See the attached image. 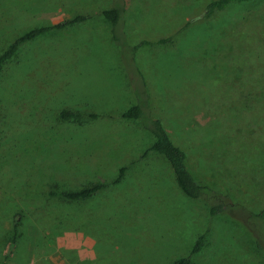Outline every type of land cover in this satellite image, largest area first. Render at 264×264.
<instances>
[{"label": "rangeland", "instance_id": "374dc122", "mask_svg": "<svg viewBox=\"0 0 264 264\" xmlns=\"http://www.w3.org/2000/svg\"><path fill=\"white\" fill-rule=\"evenodd\" d=\"M113 1L0 0V51L30 27L88 15L27 42L0 74V264H170L188 255L194 264H264V0L209 17L210 0H123L114 32L100 15ZM139 92L197 180L228 194L223 213L186 197L166 162L140 158L152 139L121 117ZM62 108L83 113L63 122ZM135 160L139 186L131 177L73 208L43 202L54 182L107 181ZM48 209L64 220L41 227ZM17 212L26 216L13 243ZM256 214L260 224L248 219Z\"/></svg>", "mask_w": 264, "mask_h": 264}, {"label": "trees", "instance_id": "16d2710c", "mask_svg": "<svg viewBox=\"0 0 264 264\" xmlns=\"http://www.w3.org/2000/svg\"><path fill=\"white\" fill-rule=\"evenodd\" d=\"M251 0H210L203 8V17H209L214 13L225 9L230 3H246ZM125 13V7L123 5V0H114L113 3L100 11V15L110 24L112 31H116L117 27L123 22V15ZM88 18L85 13H77L72 17L62 19L57 23L50 25H36L30 27L21 33L17 34L14 38L8 41V44L4 49L0 51V74L5 70L11 59L16 57L17 52L20 47L26 45L27 42L36 39L37 37L49 33L54 30H60L65 27L76 25L83 22ZM117 35V34H116ZM114 35L116 40L118 36ZM170 38L161 39L160 42H167ZM142 44H151L149 41H142ZM126 46L130 49L131 53L140 46ZM131 61V60H130ZM83 112L76 111L73 109L62 108L59 112V118L63 122L78 121L82 116ZM92 117L97 116V114H91ZM121 117L126 120L137 121L141 124V127L147 133V136L152 139L149 147H146L142 151L140 158H145L152 155L163 163L169 166L172 172L174 181L181 192L191 199H199L208 207V214L214 216L217 213H223L224 203H229L231 200L227 193L217 190L207 183H202L195 175L190 171L187 163L188 155L186 151L176 144L170 137L168 131L163 125V121L156 115L151 104L148 101L145 93L139 92L135 93V103L126 107L122 113ZM154 153V154H153ZM160 157V158H159ZM139 160L129 162L128 164L117 165L112 170V175L108 177L107 181H93L81 184L80 186H63L60 189L59 184L52 183L47 195L45 197L44 203H48V207L54 206H69L80 204L84 201L91 199L97 193L106 190L108 188H119L125 185L131 177H136L135 174L138 173L135 164ZM136 181V185H141L140 180ZM227 205V204H226ZM49 210V211H48ZM45 210L43 218L39 222L42 227L55 224L57 219L58 222H62L65 218L63 214L59 212L55 213V210ZM26 215L22 212H17L12 215V232L14 235L13 243L20 241L22 233L20 232L19 226L23 224V219ZM251 217V218H250ZM248 217L253 221H259L261 214H256ZM52 226V225H51ZM205 235H200L194 246L192 247L191 253L198 252L204 242ZM1 264H6L5 261ZM170 264H194L190 256H178L173 259Z\"/></svg>", "mask_w": 264, "mask_h": 264}]
</instances>
